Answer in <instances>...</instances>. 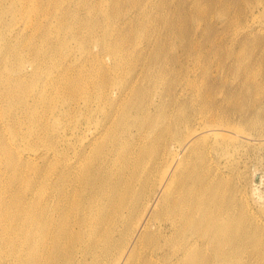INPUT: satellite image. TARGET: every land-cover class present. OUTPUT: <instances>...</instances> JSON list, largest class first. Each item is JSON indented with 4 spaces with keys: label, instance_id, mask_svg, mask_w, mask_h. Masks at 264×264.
Masks as SVG:
<instances>
[{
    "label": "rangeland",
    "instance_id": "374dc122",
    "mask_svg": "<svg viewBox=\"0 0 264 264\" xmlns=\"http://www.w3.org/2000/svg\"><path fill=\"white\" fill-rule=\"evenodd\" d=\"M0 208L53 264H264V0H0Z\"/></svg>",
    "mask_w": 264,
    "mask_h": 264
},
{
    "label": "bare ground",
    "instance_id": "6f19581e",
    "mask_svg": "<svg viewBox=\"0 0 264 264\" xmlns=\"http://www.w3.org/2000/svg\"><path fill=\"white\" fill-rule=\"evenodd\" d=\"M112 48V45H109ZM8 96V94L6 95ZM21 158H24V155H20ZM25 158H32V156L30 154H27L25 156ZM107 198L109 197V194L106 196ZM109 201V200H108ZM110 202V201H109ZM108 202V203H109ZM93 213L96 210L95 208H91L90 209ZM105 210V209H102ZM104 213V212H103ZM102 213V214H103ZM121 213V212H120ZM119 213V214H120ZM95 214V213H94ZM101 214V215H102ZM96 216H98L97 214H95ZM100 215V216H101ZM122 218L124 220H128L129 218H125V216H123V214L121 213ZM251 218L254 220L255 216L251 215ZM60 231L61 233H59L58 238L59 237H63V235L67 234V227L66 225H60ZM209 228L211 229V231H213L214 233L212 234V238L215 239V243L220 242L226 235H227V229L225 226L220 225V224H211ZM29 239L26 240L23 244H20V242H18V240L16 241L14 238H9L7 239L5 237V235L3 234V210L0 208V258L3 259V257L1 255H3V252H7L5 249H9V251H11L12 255L11 257H13L14 260H12L13 264H53L52 260L53 257L55 256V254H48L46 257L44 254V250L46 248V244H48V240H44V241H38L36 236L34 235V232L31 231L29 234ZM82 234H78L76 235V238H81ZM93 237V236H92ZM53 239V243L55 246V252H57L58 250V246L60 245V239ZM196 242H190L189 240H185L184 244L181 245V249H179V252H175L177 253L176 257H178L180 254L182 255V257L187 256L189 254H191L189 251L191 250V248H193V245ZM68 257H70L71 255L68 254ZM181 257V258H182ZM71 259H75V261L77 263H80V260L76 257V255L71 258ZM180 259V256L178 257L177 260ZM170 264H173L172 262Z\"/></svg>",
    "mask_w": 264,
    "mask_h": 264
}]
</instances>
